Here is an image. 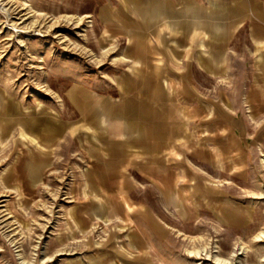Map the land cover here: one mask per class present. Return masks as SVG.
I'll list each match as a JSON object with an SVG mask.
<instances>
[{"label":"rangeland","instance_id":"rangeland-1","mask_svg":"<svg viewBox=\"0 0 264 264\" xmlns=\"http://www.w3.org/2000/svg\"><path fill=\"white\" fill-rule=\"evenodd\" d=\"M239 3L247 12L231 24ZM263 8L264 0H0V264H264V85L253 81L264 39L252 37ZM189 55H229L230 70L210 79ZM174 64L195 73L202 104L193 118L180 109L166 174L174 188L162 197L135 173L130 216L86 219L89 150L99 141L69 94L135 98L125 87L143 67Z\"/></svg>","mask_w":264,"mask_h":264},{"label":"crops","instance_id":"crops-1","mask_svg":"<svg viewBox=\"0 0 264 264\" xmlns=\"http://www.w3.org/2000/svg\"><path fill=\"white\" fill-rule=\"evenodd\" d=\"M242 4H237L232 10L231 24L238 22L239 12H247L245 4V10L240 8ZM252 27V37L260 44L261 37L264 39V26L253 22ZM225 36L227 39L230 37L228 23ZM220 49H223L222 45ZM227 57L229 55L191 56L195 65L210 79L222 76L226 67L230 70ZM176 58L180 59L178 55ZM259 58L257 63L262 75L253 81L264 85V55H259ZM174 67L175 64L173 69L164 70L143 67L138 77L140 81L125 87L126 91L137 95L135 98L110 101L83 89L72 90L69 94L75 112L91 127L99 141L98 144L93 143V150H89L94 159L85 176L88 193L84 209L86 219L104 217L109 220L130 216L133 208L135 210L130 201L135 173L146 178L162 197L166 186L174 188L173 183L166 181V174L173 172L174 149L181 140L180 109L184 108V118H193L196 111L191 108L202 107L196 98L195 73L180 74V70ZM85 98L87 103H83ZM48 133L45 131V140ZM96 148L101 153L100 158L96 157Z\"/></svg>","mask_w":264,"mask_h":264}]
</instances>
